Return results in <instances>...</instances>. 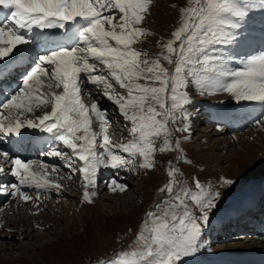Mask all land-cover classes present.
Segmentation results:
<instances>
[{
	"label": "snow or ice",
	"instance_id": "1",
	"mask_svg": "<svg viewBox=\"0 0 264 264\" xmlns=\"http://www.w3.org/2000/svg\"><path fill=\"white\" fill-rule=\"evenodd\" d=\"M152 3L0 0V12L6 11L0 20V62L12 59L19 46L34 43V29L64 30L62 39L44 40V54L22 76L18 90L0 102V142L5 137H19L26 129L53 134L70 155L56 147L44 155L65 160L69 179L79 173L87 203L96 195L88 188L97 186L101 167L151 170L157 152H176L177 159L181 158L183 149L180 141L173 139L170 123L182 118L183 127L175 131L188 130L190 87H198L201 94L222 91L237 102L264 104V45L239 57L223 56L218 51L220 46L246 40L245 21L253 10L264 11V0H187L179 26L161 45L163 51L149 60L142 59L148 53L134 45L151 34L142 24ZM232 63L237 66L231 67ZM85 83L101 90L130 123L127 143H113L108 135L107 111L97 102H84L83 95H91V90L83 87ZM49 107L50 111L34 115ZM257 123H264V117ZM0 156L10 162L17 181L10 188L0 185V194L32 202L39 210L40 190L61 189V184L49 179L50 174L59 172L57 165L25 161L5 150H0ZM4 171L0 167V173ZM179 171L170 166L169 180L159 189L166 198L156 205V211L146 213L133 245L114 251L112 257L98 264H177L201 247L200 222L209 220L220 193L209 192L199 181L195 182L198 191H191L176 178ZM223 183L232 185L233 181ZM107 187L123 192L128 186L113 177ZM25 188L36 189L37 195H28ZM189 200L201 209L199 216L188 207Z\"/></svg>",
	"mask_w": 264,
	"mask_h": 264
},
{
	"label": "rangeland",
	"instance_id": "2",
	"mask_svg": "<svg viewBox=\"0 0 264 264\" xmlns=\"http://www.w3.org/2000/svg\"><path fill=\"white\" fill-rule=\"evenodd\" d=\"M185 6H187V0H153L150 13L142 24V27L151 34L134 45L137 49L148 53L142 59H154L163 51L161 45L171 38L172 32L179 26L181 9ZM116 19L118 20L119 17L117 16ZM243 32L246 40L239 45L220 46L218 48L220 54L239 57L258 49L257 43L264 39V11L253 10L245 21ZM36 54L31 57V61L27 62L31 63L29 67L25 64L26 70H30V66L34 64ZM2 63L7 64V61L1 62L0 65ZM162 63L168 66L166 62L162 61ZM230 66L236 67L237 64L232 63ZM9 85H14L15 89L22 85V79L19 83ZM87 86L91 90V95L85 93L84 102L89 105L97 102L102 109L107 111L110 120L108 135L113 143H127L130 139V123L123 119L118 108L103 96L101 90L87 83L83 85L86 88ZM54 91L60 90L54 89ZM187 91L192 101L186 106L187 111L190 113L195 111L194 116L188 121V130L175 131L183 127L182 118L177 119L174 124L170 123L173 129V139H178L183 149L179 154L181 158L177 159L176 152H157L154 157L155 167L151 170L138 167L134 171L112 167L100 169L104 172L102 176L101 172H97V186L88 188L89 192L96 193L91 197L92 203L83 200L84 187L79 173L77 172L69 179L70 170L64 167L65 160L44 155V151L46 153L50 150L46 145L38 148L39 150H26L23 158L25 161H42L49 166L59 167V172L50 174L49 179L61 184L62 187L59 192L55 189L40 190L39 196L42 198L40 200L42 203L39 210L32 202L22 203L17 197L0 194V215L3 213L4 218L15 222L24 216L31 218L29 223L31 236L14 240V245H16L14 249L0 253V264H98L99 260L112 257L114 251L133 245L138 232L142 230L143 222L147 219L146 213L156 211V205L166 198L167 194L159 189L169 180L167 171L170 166H175L180 170L176 178L184 182V185L191 191H198L195 188V182L199 181L209 192L220 193V198L214 201L217 207L209 212V220L206 223L200 222L201 247L192 255L182 257L177 264H234L229 260H244L246 263L262 260L264 244L262 247L257 246L260 241L257 238L260 234L264 236V228L260 224V220L264 218V210H262L264 209V165H261V162L258 164L261 158L258 147L264 142V127H262L264 125L254 129L258 123L252 126L248 124L243 129L246 119L244 115L245 113L251 115L253 102H237L222 91L201 94L200 89L195 86ZM11 93L4 86V90L0 91V102L10 98L13 94ZM249 106L250 111L242 114L241 119H244L242 121H236L230 113L231 119H234L231 121L235 123L233 124L234 129L228 131L231 125L224 120L217 121L216 116H219L217 110L226 111L233 107L237 110L239 107V112H244L241 110H249ZM39 113H42V109L38 110L35 115ZM263 114L264 104L259 109L258 115H253L252 118L264 116ZM201 116L205 118L204 122L200 120ZM224 116L228 117L229 114ZM215 126L218 129H225L222 131L224 134L212 130ZM94 128L96 130L98 126L94 125ZM238 136L245 137L243 144L249 145L248 151L244 150L247 149L244 145H237ZM193 137L196 140H192ZM224 137L229 140V146L224 142ZM53 142L54 147L56 145L61 152L70 155V150L60 142L55 140ZM161 143L162 139L158 140L157 147ZM12 149L13 147L5 137L3 142H0V150L12 153ZM97 150L102 151V149ZM243 154H249L253 159L245 163L242 159ZM5 162V158L0 156V167L6 166ZM139 162L138 157L136 164L138 165ZM247 165L250 168H247ZM48 171L51 173L50 167ZM113 177L126 184L127 190L110 191L107 185ZM226 179L232 180L233 184H224L223 181ZM14 182H17L16 179L7 182L0 175V185H8L7 187L10 188ZM66 188L72 192L71 197L63 198L57 195ZM23 190L33 197L37 195V190L34 188ZM53 203L57 205L54 210L51 208ZM187 203L195 216L201 214L199 206L190 200ZM254 206L261 211L255 215L257 221L251 222L243 217L247 211L249 218H252L254 214H251L250 209ZM234 211H239V219H233V215L238 214H233ZM227 222L228 224H223ZM1 228L2 233L4 229ZM253 235L256 239L249 242ZM17 259L19 260L16 261Z\"/></svg>",
	"mask_w": 264,
	"mask_h": 264
},
{
	"label": "bare ground",
	"instance_id": "3",
	"mask_svg": "<svg viewBox=\"0 0 264 264\" xmlns=\"http://www.w3.org/2000/svg\"><path fill=\"white\" fill-rule=\"evenodd\" d=\"M5 15H6V12L5 13L4 12H0V20H3ZM5 22H7V21H5ZM63 31L64 30H39V29H34L35 42L32 43V44L26 45V46H19V49H20L19 51H21V52H17L19 55L17 53H15V55L17 54L18 57H19V59H18L19 66L20 67L21 66L25 67V63L31 61V57H33L35 55V53H39L41 51H44L43 50V44H44V40L46 38L52 37L53 39H57V38H59V40L62 39L61 35H62ZM63 35H64V33H63ZM252 47H253V45H252ZM6 61H7V64L2 63V65H0V77H1L2 74L5 73L7 67L9 68L10 65L14 64V62H11V59H8ZM14 85H9V83H8V84H6L4 86L7 88V90H9L10 92L14 93L16 90H18L17 89L18 86L14 89ZM87 88H88V86H87ZM262 105L263 104L254 103L253 102V105L251 106L253 109H252L250 114L254 115V116H257L258 115V111L262 107ZM45 110L50 111V107L48 109H42V113L41 114L39 113V115H42L43 111H45ZM226 111H228V110H226ZM226 111H224V112H226ZM241 111H244V112L248 111L249 112L250 111V106H249V110L242 109ZM194 113H195V111H191L190 118H192L194 116ZM227 114H229V116L228 117L224 116V118L222 120H224V122H226L227 124L232 126L230 129H228V131H229V130L235 128V126L233 125L235 123L231 122L234 119H231L230 113L226 112L224 115H227ZM34 115H35V113H34ZM216 117L218 118V116H216ZM200 120H203V122H204L205 118L201 116ZM262 125H264V123H259V124L254 126V129H256L258 127H261ZM215 127H213L212 130H215L216 132H219V131L222 132L223 130H225V129H223V130L222 129H218L217 127L216 128ZM262 127H264V126H262ZM26 130H29V131L26 132ZM26 130H23V134L21 136H19V137H17V136L6 137L11 142V144L14 145V147H13L14 150L11 153L13 156H15L16 154H19V157H21L23 159L24 155H25L24 152L26 150H29V149H31V150H34V149L39 150L38 148H42L44 145H46L49 149L54 147L53 140H55V139L53 138V134L42 132L40 130H33V129H26ZM96 130L98 131L99 129H96ZM222 134H224V132H222ZM219 135H221V133H219ZM226 136L227 135H225V137ZM225 137L223 139H225ZM244 138L245 137L242 136V137H239V139H237V140L235 139L236 141H238L237 145L243 146L244 145L243 143H245ZM192 140H196V138L193 137ZM225 140H224V142L228 143L227 145L229 146V144H230L229 140L227 138ZM245 145H244V147H247V149H244V150L248 151V149H249L248 146L249 145L248 144H245ZM258 148L260 149L259 152H260V156H261L260 161L258 162V164L261 162L262 163L261 165H264V142H262V144H260V146ZM242 156H243L242 159L244 160L245 163L250 162L251 159H253V157L249 156V154H245V155L243 154ZM4 165H6V166H4V167L2 166V167L5 169V171L3 173H0L1 178H5V181H7V182L12 180V179L15 180L16 178L11 174V171H10V168H11L10 162H5ZM248 167L249 166L247 165V168ZM103 168L104 167H101L100 169H103ZM100 169H98V172H101V176H102L104 171L100 170ZM5 172H8V173L6 174ZM248 174H250V173H248ZM3 175H5V176H3ZM57 195L63 196V198L64 197H71L72 196V192L70 191V189L66 188L65 191H63L61 194L58 193ZM41 199L42 198H40V200ZM14 203H16V202H14ZM22 203H24V202H22ZM120 204L121 203H119V205ZM123 206H124V204H123ZM56 207H57V205L55 203H53V205L51 206L52 210H54ZM0 218H1L0 220L2 222V223L0 222V224H1L0 227H2L4 229V231L2 233L0 232V253H3V252L5 253V252L11 250V248L14 249V247L16 246V245H14V240L21 239L22 237L23 238H25V237L29 238L31 236L30 235L31 234L30 226H29V223L31 222V218L30 219H29V217L25 218V216H24V217L21 218V220H19L18 222H15L13 220H7L6 217L4 218L3 213L0 215ZM8 219H10V218H8ZM22 233H24V234H22ZM260 236H263V235L260 234ZM255 239H256V237H254V235H253V237L250 238L249 242L251 240L254 241ZM257 240H260L257 243V246L262 247V245L264 244V236L262 238H257ZM239 252H241V250ZM18 260L19 259H17L16 261H18Z\"/></svg>",
	"mask_w": 264,
	"mask_h": 264
}]
</instances>
